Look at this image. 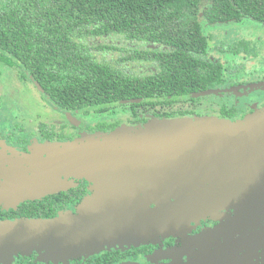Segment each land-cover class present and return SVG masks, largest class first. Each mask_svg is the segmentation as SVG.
Returning <instances> with one entry per match:
<instances>
[{
    "label": "flooded vegetation",
    "instance_id": "flooded-vegetation-1",
    "mask_svg": "<svg viewBox=\"0 0 264 264\" xmlns=\"http://www.w3.org/2000/svg\"><path fill=\"white\" fill-rule=\"evenodd\" d=\"M250 2L248 7L253 8ZM259 2L255 6H259L263 12L261 18L243 16L222 20L221 16L228 15H206L202 11L198 14V18L190 25L198 23L202 36L207 40L206 55L199 56L201 63L183 67L189 78L192 77L186 83L194 86H171L169 89L172 94L168 95L153 93L117 104L115 102L109 107L95 109L89 106L81 109L76 105V97H59L60 93L51 96L34 81L24 77L27 74L23 70L0 61V157L11 151L31 155L37 143L70 142L84 134L111 133L124 126L145 127L155 120L218 118L237 122L264 110V62H252L251 58L257 55L255 40L250 39L264 37V0ZM208 9L206 7L203 10ZM229 26L243 27L241 31L250 40L227 41L217 45L214 47L216 52L227 58L212 56V35L207 34L206 29ZM117 38L121 39V43L117 41L116 45H106L100 50L111 56V59L101 63L126 69V73L134 77H155L161 65L153 60L154 54L173 53L176 50L161 43L130 41L124 35L105 36L97 41L111 43ZM122 43L129 47H124ZM97 46L102 45L98 43ZM243 54L250 55V65L237 62ZM133 55L145 57L131 62L125 60ZM259 56L262 58L264 55ZM172 74L177 72L172 71ZM6 78L14 79L19 87L33 88L38 97H17L15 93L18 90L13 91V97H7L2 93ZM24 105H29L35 111V119L26 120L28 107ZM243 176L241 179H251V175ZM12 179L15 178L11 175H1L0 189ZM63 180L65 188L57 193L25 200L15 206L0 203V221L79 217L82 204L93 195V184L75 177ZM234 193L228 200L223 198L214 204L182 207L174 220L180 226L169 232L158 230L154 231L153 236L154 232L148 229V236L143 240L123 237V240L104 243L100 247L87 248L85 252L72 255L64 253L51 256L46 251L19 253L11 264H264V190H237ZM175 202V199L170 200V203ZM100 208L90 207V213L86 216L94 215L93 212L102 213L103 216L114 214L113 211H99ZM155 208L153 204L151 209ZM167 218L172 219L169 216ZM126 219L129 221L127 226L135 221L132 214H128ZM162 219H166V215ZM165 223H162L163 226ZM119 225L125 227L116 224Z\"/></svg>",
    "mask_w": 264,
    "mask_h": 264
},
{
    "label": "water",
    "instance_id": "water-1",
    "mask_svg": "<svg viewBox=\"0 0 264 264\" xmlns=\"http://www.w3.org/2000/svg\"><path fill=\"white\" fill-rule=\"evenodd\" d=\"M10 153L0 157V176L15 179L0 189V203L15 206L57 193L69 177L93 184V195L79 217L0 221V264H11L19 253L72 255L123 237L143 240L148 229L178 228L175 214L182 207L228 200L237 190H264V111L238 122L155 120L70 142L37 143L31 155ZM245 174L251 179H241ZM93 206L114 214L86 216ZM128 214L136 221L130 226Z\"/></svg>",
    "mask_w": 264,
    "mask_h": 264
},
{
    "label": "trees",
    "instance_id": "trees-1",
    "mask_svg": "<svg viewBox=\"0 0 264 264\" xmlns=\"http://www.w3.org/2000/svg\"><path fill=\"white\" fill-rule=\"evenodd\" d=\"M259 1L263 0H0V61L23 70L24 77L51 96L76 97L81 109L109 107L153 93L168 95L171 86H194L186 83L192 77L183 67L201 63L199 56L206 55V38L198 23L190 25L198 14H227L222 20L261 18L263 12L255 6ZM113 35L176 50L154 54L153 60L161 65L155 77H134L95 58L104 49L97 40Z\"/></svg>",
    "mask_w": 264,
    "mask_h": 264
},
{
    "label": "rangeland",
    "instance_id": "rangeland-1",
    "mask_svg": "<svg viewBox=\"0 0 264 264\" xmlns=\"http://www.w3.org/2000/svg\"><path fill=\"white\" fill-rule=\"evenodd\" d=\"M247 27V26H246ZM241 29H243V27L241 28H236L235 26H229V27H221V28H216V29H206V33L209 34V35H212V40H213V47L211 49V55L212 56H217V58H227V56H224L222 54H219L216 52L215 48L217 45H220V44H224L226 43L227 41H230V43H234V42H237L238 40H242V39H248L251 41L252 40H255L253 41L255 43V53L257 55V57H255L254 59L251 58L252 62H259L262 60V62H264V56L261 58L259 55H264L263 54V51H264V37L260 39V37H257L255 39H253L252 37L249 39V38H246V34L241 31ZM255 35H253L254 37ZM120 42L121 43V39L120 38H117V39H114L113 42H108V41H98L99 45H102V46H106V45H109V46H114L116 45V43ZM97 43V45H98ZM123 44V43H122ZM124 47H129L128 44H123ZM250 55H242L238 60L237 62L239 64H244L246 66L250 65L249 63V58ZM252 57V55H251ZM95 58L99 61V62H102L103 60H109L111 59V56H108V52H96V55H95ZM247 72V71H246ZM16 81H14V79H11V78H6L5 81L3 82L2 84V93L4 95H6L7 97H13L14 96V92L13 91H16L18 90L17 93H15V95L17 97H38L37 96V93L33 90V88L31 87H19L18 84L14 83ZM16 84V85H15ZM14 100V98H12ZM24 107H28L27 108V111H26V120L28 119H35L36 118V113L35 111H32L30 109V106L29 105H24ZM264 110L260 111V112H263ZM259 113V112H257ZM256 114V113H255ZM253 114V115H255ZM252 116V115H251ZM247 119V118H246ZM244 121V120H243ZM238 122V121H237Z\"/></svg>",
    "mask_w": 264,
    "mask_h": 264
}]
</instances>
